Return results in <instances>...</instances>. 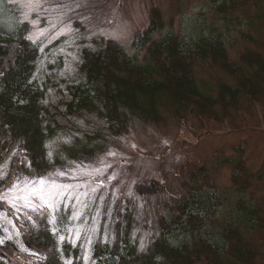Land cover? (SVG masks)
<instances>
[{
  "label": "rangeland",
  "instance_id": "374dc122",
  "mask_svg": "<svg viewBox=\"0 0 264 264\" xmlns=\"http://www.w3.org/2000/svg\"><path fill=\"white\" fill-rule=\"evenodd\" d=\"M20 31L37 49L32 81L45 90L47 106L62 109L70 99L68 86L82 80L83 51L110 42L143 65L150 41L170 40L186 55L204 96L214 99L222 85L238 87L240 76L224 69L225 61L247 76L264 61V0H0V37ZM206 43L219 48L215 59L212 52L198 55V45ZM250 54L255 63L246 61ZM262 81L254 97L240 90L234 101L226 96L225 104L205 110L176 112L161 102L157 120L129 115L119 133L94 113L70 116L77 129L60 128L46 141L50 167L44 173L12 145L0 159V250L12 244L10 264L53 258L57 264H116L105 251L117 243L119 224L129 226L126 236L137 254L164 231L170 246L198 243L201 253L190 264H212L202 242L232 262L227 250L233 238L252 251L250 264H264ZM87 133L95 136L86 141ZM14 159L23 169H12ZM144 184L159 190L140 193ZM185 203L184 219L192 212L201 224L163 229ZM41 231L49 236L47 252L26 241Z\"/></svg>",
  "mask_w": 264,
  "mask_h": 264
},
{
  "label": "trees",
  "instance_id": "16d2710c",
  "mask_svg": "<svg viewBox=\"0 0 264 264\" xmlns=\"http://www.w3.org/2000/svg\"><path fill=\"white\" fill-rule=\"evenodd\" d=\"M198 48V55L204 57L207 52H212L214 59L213 53L219 49L208 43L198 45ZM148 49L152 58L149 57L143 65L134 64L132 58L112 42L95 51L85 49L80 65L82 80L68 86L70 99L60 109L59 105L43 104L45 90L32 81L38 52L24 38L23 32L8 38L0 37V159L9 152L12 145L18 144L31 168L44 173L50 167L45 155L46 141L60 128L75 131L77 128L69 117L78 116L82 111L96 114L113 132L119 133L126 130L129 115H136L144 120H157L161 102H166L176 112L189 106L205 110L209 104H225L226 96L234 101L240 90L254 97L263 89L264 61L257 62L252 76H247L236 64L225 61L224 69L240 76L236 80L238 87L231 88L224 84L219 90V96L211 99L210 96H204L195 78L188 72L186 55L170 40L150 41ZM252 55L255 54L245 58L248 64L255 63V56ZM161 56L164 57L163 60L160 59ZM94 136L93 133H87L86 141ZM89 153L91 151H84L85 155ZM70 156L75 154L70 151ZM12 163V167H15H11L13 170L23 169L18 159H14ZM137 190L152 194L158 192L159 188L144 184L138 186ZM187 207L188 204L185 203L184 211L170 225L162 223V228L168 230L176 223L185 228L192 225L196 229L197 224H201V219L191 214L192 212L184 219ZM125 217L126 223L130 225L131 214L126 213ZM128 228L126 226L122 229L118 224L116 247L110 248L109 252L105 251L110 254L113 263L190 264L201 253L196 242L192 246L188 243L179 247L170 246L166 232L161 231L148 251L137 254L126 236ZM33 234L30 233L27 237V244L41 252H47L50 246L48 234L45 231ZM232 240L227 250L232 260L230 263L223 260L215 246L202 242L212 264H250L252 251L241 245L238 238ZM121 242L126 245L125 248L119 245ZM13 249L11 244L0 250V264H10L8 259L13 255ZM102 253L101 250L100 254ZM43 264H57V259H49Z\"/></svg>",
  "mask_w": 264,
  "mask_h": 264
},
{
  "label": "snow or ice",
  "instance_id": "6c2138e0",
  "mask_svg": "<svg viewBox=\"0 0 264 264\" xmlns=\"http://www.w3.org/2000/svg\"><path fill=\"white\" fill-rule=\"evenodd\" d=\"M39 184L41 185V189H40V192H41V199H43L44 197H43V186L45 185V181H44V179L41 177L40 178V180H39ZM55 186V185H54ZM15 189V186H13V188L12 189H9V191L11 192V191H13ZM57 195H59V193L57 192L56 193ZM17 199H20L21 197H19V196H17L16 197ZM24 199H25V201H27V199H28V197L27 196H25V197H23ZM49 206H51V205H49ZM60 239L61 240H63L64 239V237H60Z\"/></svg>",
  "mask_w": 264,
  "mask_h": 264
}]
</instances>
